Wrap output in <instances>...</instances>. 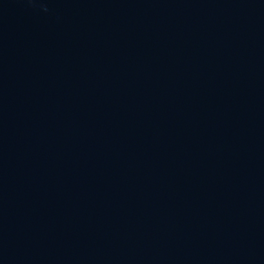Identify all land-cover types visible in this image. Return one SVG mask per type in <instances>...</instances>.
Returning a JSON list of instances; mask_svg holds the SVG:
<instances>
[{"label": "water", "instance_id": "95a60500", "mask_svg": "<svg viewBox=\"0 0 264 264\" xmlns=\"http://www.w3.org/2000/svg\"><path fill=\"white\" fill-rule=\"evenodd\" d=\"M0 264H264V0H0Z\"/></svg>", "mask_w": 264, "mask_h": 264}]
</instances>
